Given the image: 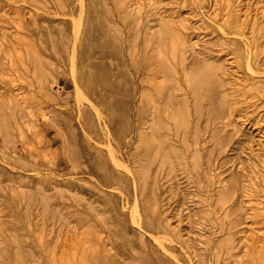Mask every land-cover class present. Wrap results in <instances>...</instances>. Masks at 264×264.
Returning <instances> with one entry per match:
<instances>
[{
    "label": "rangeland",
    "instance_id": "obj_1",
    "mask_svg": "<svg viewBox=\"0 0 264 264\" xmlns=\"http://www.w3.org/2000/svg\"><path fill=\"white\" fill-rule=\"evenodd\" d=\"M231 1L241 29L228 0H0V264H261L264 0Z\"/></svg>",
    "mask_w": 264,
    "mask_h": 264
},
{
    "label": "bare ground",
    "instance_id": "obj_2",
    "mask_svg": "<svg viewBox=\"0 0 264 264\" xmlns=\"http://www.w3.org/2000/svg\"><path fill=\"white\" fill-rule=\"evenodd\" d=\"M156 2V1H155ZM206 2V1H205ZM130 3V2H129ZM140 3V2H139ZM227 3V2H226ZM259 3V2H258ZM158 4V3H156ZM228 7L230 9V20L227 24V26H229L230 28H233V29H238L240 28L239 25L240 23V12L239 14H237V12H235V10L233 9L234 7L232 6V1L231 0H228ZM136 5V4H135ZM140 6V5H139ZM149 6V5H148ZM226 6V5H225ZM143 7V6H142ZM238 6H236L235 8H237ZM258 7V5H257ZM261 7V6H260ZM226 8V7H225ZM240 8V7H239ZM260 9V8H259ZM251 10V9H250ZM249 10V12H250ZM241 11V10H240ZM246 11V10H245ZM248 11V10H247ZM255 11H256V8H255ZM260 11V10H259ZM226 12V11H225ZM149 13V12H148ZM244 13V11L242 12ZM247 14V13H246ZM251 14V12H250ZM249 15V14H248ZM253 15V14H252ZM257 15V14H256ZM162 14H161V18H162ZM224 16H225V13H224ZM246 16L245 15V19H246ZM251 16V15H250ZM249 17V16H248ZM254 17V16H253ZM168 18V17H167ZM223 19V17H222ZM250 19V18H249ZM252 19V18H251ZM243 20V19H242ZM248 20V19H247ZM253 21H255V19H252ZM252 21V23H253ZM251 23V24H252ZM256 23V22H255ZM244 24V23H242ZM241 24V25H242ZM246 24V22H245ZM257 24V23H256ZM254 24H252V27H253ZM241 29V28H240ZM135 30V29H134ZM179 31V30H178ZM137 36V35H136ZM183 37V36H182ZM170 39L171 41V44L168 45V40ZM160 42L162 43V45L169 49L171 53H174L175 52H179V53H184L186 51V49L183 48V44H184V41L182 42L181 39L178 40V37H177V32L176 30L173 28V26L171 24H168V23H163L161 25V31H160ZM133 43V42H132ZM2 49V48H1ZM238 64H239V67H241V69L246 73V78L248 80H252L254 81L256 75H255V71L258 69L257 67V54L256 52H248L246 49H240L238 50ZM154 53V52H152ZM157 64V63H156ZM135 65V64H134ZM204 66V65H203ZM152 67V66H151ZM201 68V67H200ZM101 69H103L101 67ZM150 71V70H149ZM216 71V70H215ZM258 76V75H257ZM234 77V76H233ZM103 78V76H102ZM196 79L194 80V82L191 84L192 86V89L194 91V94H198L200 92H207L208 95L210 96L211 100H212V110H214V104L218 101V97H217V94L215 92V86L220 82L218 77L215 75V74H209L207 72H205V70L200 73L197 77H195ZM104 79V78H103ZM241 79V78H240ZM105 80V79H104ZM162 82H159L157 84L161 85ZM156 84V85H157ZM158 85V86H159ZM159 88V87H158ZM17 92V91H16ZM169 93V91H168ZM169 96V94H168ZM194 96V95H193ZM14 97V96H13ZM220 103V102H219ZM225 103V102H224ZM223 104V103H222ZM223 106V105H222ZM164 107V106H163ZM167 112V111H166ZM174 122V120H173ZM183 121H181L180 119L175 123L177 126H179L180 124H182ZM158 124V123H156ZM167 126L169 124H166ZM174 125V124H173ZM158 126V125H156ZM3 127V126H2ZM4 129H6L4 127ZM162 141V140H161ZM159 139H156V138H147L144 140V154H145V157H146V163L144 166H147L148 163H152L153 161H158L160 164H163L165 162H167L169 160V155H168V150L163 146L165 144H163V142H161ZM165 143V142H164ZM175 149V148H173ZM171 159V158H170ZM172 163V162H171ZM173 164V163H172ZM164 167V166H163ZM146 167H143L142 171L140 172L142 174V178L145 177V175L147 174L146 172ZM219 175H221L219 173ZM217 176V175H216ZM145 179V178H144ZM141 180V179H140ZM248 190H251L253 191L252 187L249 186L246 188V192H250ZM248 194V193H247ZM30 194H26V196H29ZM40 201L41 203L45 204V202L47 201V199L42 196L40 198ZM248 201L249 203H252L253 205L250 207L251 209H255V210H259L261 209V206H262V202L257 200L256 197L254 198V196H252V194L250 193L248 195ZM92 205V204H91ZM45 207L47 208V205L45 204ZM264 211V210H263ZM263 221V220H262ZM257 222V221H256ZM260 222V221H259ZM168 223V222H167ZM263 223V222H262ZM261 224V223H260ZM171 228V227H170ZM257 228V227H256ZM239 230H241L239 228ZM252 230V229H251ZM173 231V230H172ZM180 232V231H179ZM260 232V231H259ZM237 233V232H236ZM180 234V233H179ZM247 234V232H246ZM258 236V230L257 229H253L252 231H250V233L248 235H246L245 237H247V239H255L256 237ZM264 240V239H263ZM249 241V240H248ZM189 242V241H188ZM187 242V243H188ZM246 242V241H245ZM252 242V241H251ZM258 242V240H257ZM256 242V243H257ZM253 244V242H252ZM246 245V244H245ZM258 245V244H256ZM262 245V244H261ZM263 246V245H262ZM254 247V246H253ZM258 249V247H257ZM260 249V248H259ZM253 253V252H252ZM94 254V253H93ZM156 259H155V264H167L166 262H163L158 256H155ZM191 257V256H190ZM95 262L94 264H120L118 263L115 259L109 257L108 255L104 254L102 256L97 257V255H95ZM253 260L254 261H260L261 264H264V249H261L259 251H254V254L252 256ZM191 259V258H190ZM193 260V259H192ZM191 260V261H192ZM127 263V262H126ZM139 264H154L153 262H149L148 259H145V258H142L140 257V261H139Z\"/></svg>",
    "mask_w": 264,
    "mask_h": 264
}]
</instances>
